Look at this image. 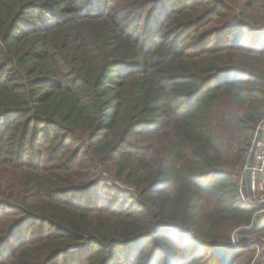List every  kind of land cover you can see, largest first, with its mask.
<instances>
[{
    "label": "trees",
    "instance_id": "trees-1",
    "mask_svg": "<svg viewBox=\"0 0 264 264\" xmlns=\"http://www.w3.org/2000/svg\"><path fill=\"white\" fill-rule=\"evenodd\" d=\"M111 1L0 0V264H249L264 0Z\"/></svg>",
    "mask_w": 264,
    "mask_h": 264
},
{
    "label": "rangeland",
    "instance_id": "rangeland-1",
    "mask_svg": "<svg viewBox=\"0 0 264 264\" xmlns=\"http://www.w3.org/2000/svg\"><path fill=\"white\" fill-rule=\"evenodd\" d=\"M109 2V6L111 7V4L113 3L111 0H108ZM236 29V28H235ZM221 34V33H220ZM230 38H231V42L234 43L235 40H237L236 36L237 34H239V39H238V44L240 45H247V46H253V47H258L262 45V42L264 41V34H260V35H252V33H250V31L246 28L240 27L236 30V33H228ZM219 35V34H218ZM227 115V110L222 109L219 107L218 112H217V121H218V129L222 130V138H220V143L221 146L223 148V150L225 151V155L228 158H232V156L235 154V150H236V135L234 133V127L231 126L229 128H226L224 125V118ZM263 126L264 127V120L262 121V123L258 126V130L259 128ZM264 129V128H263ZM257 130V132H258ZM256 132V133H257ZM262 132L264 133V130H262ZM262 137V135H260L259 139ZM254 141V140H253ZM259 141V140H258ZM252 151V148H251ZM251 151L250 154L248 156V158L251 155ZM244 164H242V166L239 167H235L236 168V172H237V179L239 182V195L240 192L244 193V197L247 201H249V193H248V187H245V180H244V176H246V174L244 175V170L246 165L244 166ZM244 169V170H242ZM101 170V169H100ZM102 174L107 177V184L110 186H117L120 189L125 188V186L121 185L118 181H116L114 178H112V176H110L107 172H102ZM246 184H247V179H246ZM104 184L101 185V187H98L96 189H94L92 191L93 193V202L96 205L97 203L96 201V194L99 191L101 193L104 192ZM107 194H109L108 192H106ZM260 194L263 196L264 199V191L260 192ZM91 197V195L89 196L88 194L83 195L84 199H89ZM241 200L243 199L240 196ZM243 201V200H242ZM108 202V199H106L105 201H103V203H100V205L102 204H106ZM248 207L251 208L250 205H247ZM254 211V216H255V220L254 223H252L250 226H247L246 228H250L253 226H255V224H257V222L262 219H264V203H258L256 204L255 208H252ZM5 207L0 208V214H4V212H6ZM10 210H8L7 212H9ZM252 241L255 243V247L253 249V251L250 253V255L247 256L248 258V262H250L249 264H255L256 259H258L259 256H261L264 252V247H263V240L262 239H257V237L252 238ZM233 242H235V245H237V236H234ZM240 255V254H239ZM247 264V263H246Z\"/></svg>",
    "mask_w": 264,
    "mask_h": 264
},
{
    "label": "built area",
    "instance_id": "built-area-1",
    "mask_svg": "<svg viewBox=\"0 0 264 264\" xmlns=\"http://www.w3.org/2000/svg\"><path fill=\"white\" fill-rule=\"evenodd\" d=\"M261 128V134L262 137L259 139L257 143L256 149L251 153L250 157H252V184H251V190H252V196H249V201H247L244 197V193L240 192V196L243 198V202L246 205H250L251 208H255L256 204L258 203H264L263 196L260 194V192L264 191V133L262 130H264L263 126ZM250 157L247 158L246 167L244 170V175L246 174V170L248 168V163L250 160ZM245 180V187L247 188L246 184V176H244ZM235 244V242H234Z\"/></svg>",
    "mask_w": 264,
    "mask_h": 264
},
{
    "label": "water",
    "instance_id": "water-1",
    "mask_svg": "<svg viewBox=\"0 0 264 264\" xmlns=\"http://www.w3.org/2000/svg\"><path fill=\"white\" fill-rule=\"evenodd\" d=\"M260 134H261V128H259L258 132L256 133V136L254 138V141H253V144H252V151L251 153H253V151L256 149L257 147V143H258V140H259V137H260ZM251 166H252V157H250V160H249V163H248V168L246 170V179H247V187H248V193H249V196H252V190H251V184H252V169H251ZM127 186H125V189Z\"/></svg>",
    "mask_w": 264,
    "mask_h": 264
}]
</instances>
